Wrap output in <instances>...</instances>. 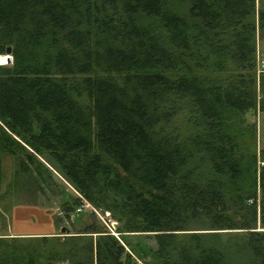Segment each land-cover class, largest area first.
<instances>
[{
    "label": "trees",
    "instance_id": "trees-1",
    "mask_svg": "<svg viewBox=\"0 0 264 264\" xmlns=\"http://www.w3.org/2000/svg\"><path fill=\"white\" fill-rule=\"evenodd\" d=\"M262 30L254 0H0V152L154 243L0 237V264H264Z\"/></svg>",
    "mask_w": 264,
    "mask_h": 264
},
{
    "label": "rangeland",
    "instance_id": "rangeland-1",
    "mask_svg": "<svg viewBox=\"0 0 264 264\" xmlns=\"http://www.w3.org/2000/svg\"><path fill=\"white\" fill-rule=\"evenodd\" d=\"M254 1L255 9L264 11V0ZM256 53V66L262 70L264 67H259V62L264 60V30L256 31ZM4 57L0 56L2 61L0 65L6 63ZM253 113V115L247 114L242 117V127H247L248 124L254 125L257 151L264 150V113L258 111ZM13 138L17 142L20 141L17 137ZM37 160L50 172V177L41 181L40 184L22 175V158L0 152V237L10 235L12 237L8 238L57 237L64 239L100 231L104 235L113 236L119 244L121 241L126 252L128 248L124 246V243L127 242L137 251L141 249L148 254L151 253L154 248L151 236L128 234L124 236V242L115 233L117 223L109 217V213L101 214L92 205L84 202L72 186L58 174L57 169L49 165L48 159L37 157ZM10 182L19 185L16 188H9ZM75 198L81 206L74 205L72 201ZM61 228L64 230L62 233H60ZM83 232L86 233L81 234ZM198 232L207 233V231ZM91 236L93 242L95 238H98L95 233ZM132 260L136 264L143 262V259L135 255Z\"/></svg>",
    "mask_w": 264,
    "mask_h": 264
},
{
    "label": "water",
    "instance_id": "water-1",
    "mask_svg": "<svg viewBox=\"0 0 264 264\" xmlns=\"http://www.w3.org/2000/svg\"><path fill=\"white\" fill-rule=\"evenodd\" d=\"M7 53L6 54H8V50L6 51ZM4 60H5V64H9V62H10V57L9 56H5V58H4ZM64 230L61 228L60 229V233H62ZM66 233H67V231H66Z\"/></svg>",
    "mask_w": 264,
    "mask_h": 264
},
{
    "label": "built area",
    "instance_id": "built-area-1",
    "mask_svg": "<svg viewBox=\"0 0 264 264\" xmlns=\"http://www.w3.org/2000/svg\"><path fill=\"white\" fill-rule=\"evenodd\" d=\"M5 58V57H4ZM259 67H264V60H261L260 62H259Z\"/></svg>",
    "mask_w": 264,
    "mask_h": 264
},
{
    "label": "crops",
    "instance_id": "crops-1",
    "mask_svg": "<svg viewBox=\"0 0 264 264\" xmlns=\"http://www.w3.org/2000/svg\"><path fill=\"white\" fill-rule=\"evenodd\" d=\"M247 114H248L249 116H250V115H253L251 112H249V113H247ZM5 237L8 238V237H12V236L9 235V236H5Z\"/></svg>",
    "mask_w": 264,
    "mask_h": 264
},
{
    "label": "snow or ice",
    "instance_id": "snow-or-ice-1",
    "mask_svg": "<svg viewBox=\"0 0 264 264\" xmlns=\"http://www.w3.org/2000/svg\"><path fill=\"white\" fill-rule=\"evenodd\" d=\"M0 62H2V61H0Z\"/></svg>",
    "mask_w": 264,
    "mask_h": 264
}]
</instances>
